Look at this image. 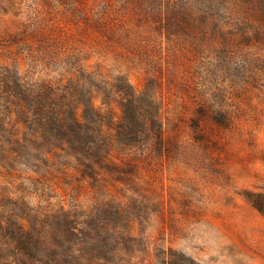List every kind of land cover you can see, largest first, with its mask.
Segmentation results:
<instances>
[{
    "label": "rangeland",
    "instance_id": "1",
    "mask_svg": "<svg viewBox=\"0 0 264 264\" xmlns=\"http://www.w3.org/2000/svg\"><path fill=\"white\" fill-rule=\"evenodd\" d=\"M264 0H0V220L30 264H264Z\"/></svg>",
    "mask_w": 264,
    "mask_h": 264
},
{
    "label": "trees",
    "instance_id": "2",
    "mask_svg": "<svg viewBox=\"0 0 264 264\" xmlns=\"http://www.w3.org/2000/svg\"><path fill=\"white\" fill-rule=\"evenodd\" d=\"M249 200L264 215V194H250ZM31 256L32 248L22 235L0 220V264H30Z\"/></svg>",
    "mask_w": 264,
    "mask_h": 264
}]
</instances>
